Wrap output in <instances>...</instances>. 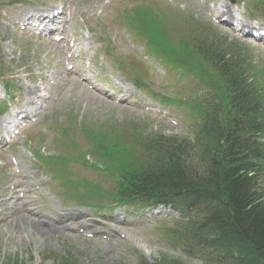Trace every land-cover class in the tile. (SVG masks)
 I'll return each mask as SVG.
<instances>
[{"label": "rangeland", "instance_id": "obj_1", "mask_svg": "<svg viewBox=\"0 0 264 264\" xmlns=\"http://www.w3.org/2000/svg\"><path fill=\"white\" fill-rule=\"evenodd\" d=\"M222 2L223 0H0L1 59L6 65L5 71L13 72V85H16L18 96L8 103V113L4 116L8 125L11 126V115L17 111V107L25 105L26 89L35 87L38 90L33 105L36 113L29 112L31 125L16 138L9 150H2L1 146L0 158L5 159L9 167L12 165L9 156L16 157L22 166V172L24 170L23 173L30 176L33 183L42 181L37 175L43 164L38 165L32 154H29L30 146L31 150L36 148L45 156L53 155L54 151H62L68 160L67 166L70 167V170L66 168V173L75 174L76 182L81 184L79 190L84 193L81 186L86 181L100 183L104 188H112V185L105 174L92 168L98 164L92 156L87 157L84 163L72 158L76 152L70 147L71 138L66 140L62 136L65 131L62 129L69 127L68 133L73 136V143L85 152L90 151L92 143L87 137L89 132H82L84 128H107L110 124L120 125L126 121L145 122L153 131L168 136L191 137L195 118L190 110L187 107L162 105L161 99L200 97L202 88L199 89L200 86L192 76L180 78L177 72L171 71L162 61L151 58L145 45L147 38H138L123 22L133 7L140 4L152 6L167 18L168 32L175 41L189 34L187 27L190 25L187 22L191 21L209 27L221 40L238 46L255 62L264 65V46L261 43L237 38L228 27L217 25L214 10ZM60 5L72 6L71 14L73 6H77V18L74 21L79 25L76 31L82 41V58L84 62L85 57L92 60L89 77L104 80L103 85H99V81L94 83L99 85L96 88L110 91L109 94H115V97L110 98L108 93L95 89L92 85H84L77 76L76 69L69 71L73 66L68 61L69 55L63 44L42 41L12 25L11 19L19 13H44L45 7H49L51 12L58 11ZM229 5L237 17L242 15L244 24H250L247 20V15L252 17L248 11L249 4L247 7ZM252 10H255L254 7ZM260 17L262 15L259 13L254 18L261 19ZM88 20L94 32L92 39L82 26L84 21L88 25ZM114 60H118L120 65H114ZM80 65L83 69L87 68V64ZM123 66L126 68L125 75L120 69ZM135 77L140 78L143 88L136 89L130 83ZM91 80L94 82L95 79ZM154 92L161 99L154 98ZM154 107L162 110L160 115L146 111V108ZM165 112L168 116H164ZM14 123H18V120ZM30 141L33 145H29ZM14 175L16 173L12 167L10 171H7V165L0 168V264H55L64 258L71 259L74 264H155L170 259L180 260L184 264H204L199 259L186 258L180 249L175 250L168 243V234L176 222L175 215L169 209L161 207L156 210L141 205L118 208L113 213H106V217L110 216L111 220L106 219V227L102 230L99 225L105 221L98 216L92 217L94 208H84L76 199H68V194L64 195L62 190H65L60 187L57 179L46 184L44 190L53 199H64L70 213H87L89 224L96 228L99 226L102 235L98 239H86L77 232L82 228L83 220H69L65 222L69 229L50 235L51 242L37 244L28 235L30 229L26 233V227L34 220L42 221L43 217L56 215L48 209V202L44 199L43 204L28 206L29 211L17 202L14 208V200L7 202L9 193L4 195L6 203L3 202L1 197ZM45 198H49L47 193ZM103 208L111 210L109 206ZM29 212L38 214L37 218L31 217ZM21 230L25 232L18 236ZM102 236L108 240H103Z\"/></svg>", "mask_w": 264, "mask_h": 264}, {"label": "trees", "instance_id": "obj_2", "mask_svg": "<svg viewBox=\"0 0 264 264\" xmlns=\"http://www.w3.org/2000/svg\"><path fill=\"white\" fill-rule=\"evenodd\" d=\"M204 32L197 46L180 47L155 33V53L188 66L212 93L196 110L194 139L130 126L97 136L95 149L117 204L171 205L187 219L175 233L188 253L207 264H264V84L247 57Z\"/></svg>", "mask_w": 264, "mask_h": 264}, {"label": "bare ground", "instance_id": "obj_3", "mask_svg": "<svg viewBox=\"0 0 264 264\" xmlns=\"http://www.w3.org/2000/svg\"><path fill=\"white\" fill-rule=\"evenodd\" d=\"M216 13H217V17L219 19H222L223 17H227L229 20H231V16L233 15L232 11L230 10V8L228 6H226L225 8H223V6H219L218 8L215 9ZM26 101H25V105H22V107L19 109L20 111L17 113V116L19 115H27L30 111L35 112L33 109V105H34V98L37 97L38 95V90L35 87H29L26 89ZM4 124H6V121H2L0 123V127H3ZM31 217H35L37 218L36 215L31 214ZM74 218L76 219H82L83 216L82 215H75V214H65L62 215V219L64 221L67 220H73ZM46 224V227L42 225ZM49 225V227H47ZM24 228V227H23ZM30 229V232L28 234V231ZM67 227L64 226L62 224V222L60 224L56 223L55 221H50L48 219H46L45 217H43L42 221L39 220H34L31 223L28 224V226L26 227L27 230V234L29 235L30 238H33L37 241L38 243H42L44 241L46 242H51V237L50 235L53 232H59V231H64L66 230ZM22 232L19 233L18 232V236L23 235V233L25 231L21 230Z\"/></svg>", "mask_w": 264, "mask_h": 264}]
</instances>
